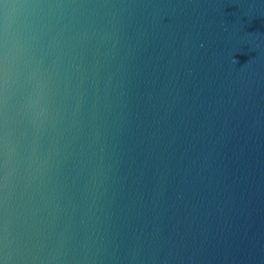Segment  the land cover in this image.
Instances as JSON below:
<instances>
[{"label": "water", "instance_id": "water-1", "mask_svg": "<svg viewBox=\"0 0 264 264\" xmlns=\"http://www.w3.org/2000/svg\"><path fill=\"white\" fill-rule=\"evenodd\" d=\"M0 264H264V0H0Z\"/></svg>", "mask_w": 264, "mask_h": 264}]
</instances>
